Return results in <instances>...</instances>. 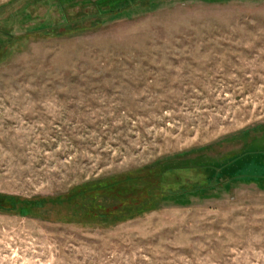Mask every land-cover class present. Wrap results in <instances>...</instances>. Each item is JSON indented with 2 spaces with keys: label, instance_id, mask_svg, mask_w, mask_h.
Segmentation results:
<instances>
[{
  "label": "rangeland",
  "instance_id": "rangeland-1",
  "mask_svg": "<svg viewBox=\"0 0 264 264\" xmlns=\"http://www.w3.org/2000/svg\"><path fill=\"white\" fill-rule=\"evenodd\" d=\"M0 264H264V0H0Z\"/></svg>",
  "mask_w": 264,
  "mask_h": 264
}]
</instances>
